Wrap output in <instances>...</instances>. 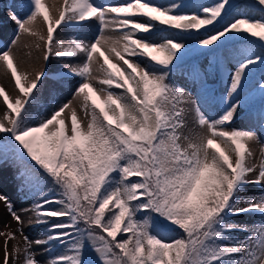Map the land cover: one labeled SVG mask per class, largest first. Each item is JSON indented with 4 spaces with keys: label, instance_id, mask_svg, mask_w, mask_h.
Here are the masks:
<instances>
[{
    "label": "snow or ice",
    "instance_id": "obj_1",
    "mask_svg": "<svg viewBox=\"0 0 264 264\" xmlns=\"http://www.w3.org/2000/svg\"><path fill=\"white\" fill-rule=\"evenodd\" d=\"M21 2L23 16L8 9L18 30L0 52L20 93L13 100L0 86L5 105L0 161L17 164L37 201L29 223L46 226L42 238L24 237L23 264H41L33 243L54 253L47 264H264V223L247 226L232 219L249 212L264 217V193L244 191L264 183V147L259 163H250L249 144L259 137L254 130L232 127L248 109L249 118L264 128V76L255 89L258 108L253 110L248 96L254 69L264 67V0ZM93 19L99 24L94 39H55L62 26L80 28ZM38 20L46 31L34 30ZM21 34L36 38L44 61L82 55L79 64L65 65V74L80 78L73 98L79 97L86 123L76 108L70 109V123L62 118L71 101L44 114L45 101L37 93L47 73L41 69L23 83L27 74L18 71L12 52ZM190 36L194 48L226 49L206 67L191 66L194 81L203 84L224 61L235 62L215 116L203 110L199 96L189 100L170 79L190 51ZM93 65L99 75H93ZM189 112L200 131H185ZM252 173L255 179H249ZM238 231L249 235H229ZM20 252H10L6 239L3 264Z\"/></svg>",
    "mask_w": 264,
    "mask_h": 264
},
{
    "label": "rangeland",
    "instance_id": "obj_2",
    "mask_svg": "<svg viewBox=\"0 0 264 264\" xmlns=\"http://www.w3.org/2000/svg\"><path fill=\"white\" fill-rule=\"evenodd\" d=\"M45 2L52 6H59L62 0H45ZM96 4H123L126 0H94ZM13 8L22 16L26 12V5L21 0H0V52L7 49L11 45V41L16 37L17 25L9 18L8 9ZM55 15V10H53ZM34 30L46 31V26L42 20H38L34 25ZM99 33V24L96 20L86 22L83 27L73 28L62 26L56 33L55 39L67 43L69 38H79L85 42L94 39ZM36 38L27 34H21L17 44L12 46V52L15 57V63L20 73H26L27 79L23 81L24 84L30 83L35 78L36 73L44 69L47 73L46 78L38 85L39 91L37 93L38 99L45 101L42 110L47 109L45 115H50L53 108L59 104L68 103L71 101L69 109L65 110L62 118H66L70 123V109L76 108L78 118L83 122H87L83 110L80 108L79 97L73 98V93L80 82L79 77L73 75H66L67 68L65 65L79 64L83 57L78 58H58L55 55L51 56L48 61L42 59V49L35 48ZM55 51V48H54ZM98 55V54H97ZM210 59L206 57L201 63L200 67H206ZM230 71L227 75L221 76L217 72L212 73L207 77V82L210 89L213 90L215 96L221 101V97L226 95L230 73L234 71V67L230 66ZM93 75H99L95 72V65H93ZM50 76L51 78H49ZM96 87H100L95 80L93 81ZM0 86L9 94L13 100L20 95L19 90L15 87L11 72L7 69L3 61H0ZM178 87L185 89L189 100H196L194 94L195 85H190L188 82L180 81ZM35 107V106H34ZM191 108V105H186ZM5 110L3 97L0 96V118ZM205 111V110H204ZM206 112V111H205ZM243 110H241L238 119L235 120L232 127L245 128L256 131L259 140L258 142H250L249 147L254 153V157L250 159V163H259L260 150L264 147V141L260 135V128L247 126L241 118ZM207 113V112H206ZM185 131L198 132L200 129L195 124L194 113L188 114V128ZM257 173L249 175V179H255ZM245 193L248 195H258L264 193V183L260 185L249 184L245 187ZM0 196L7 198V203L12 205L15 211L21 218L23 223H18L9 212L5 200L0 199V264H3V257L5 252V240L8 239V250L19 248L21 252L19 258L14 255L10 264H23V248L25 246L24 237L35 241L42 238L43 233L40 232L38 225L30 224V220L35 219V214L32 211L36 203L33 194L28 191L15 172L11 163L0 162ZM234 222L253 226L264 223V217H261L257 212H249L240 216L232 218ZM10 234H15V238H9ZM235 238L243 239L249 235L248 232L238 231L232 232ZM47 245L37 246L33 243L32 250L36 253L37 258L41 264H47V259L50 256L44 249Z\"/></svg>",
    "mask_w": 264,
    "mask_h": 264
},
{
    "label": "trees",
    "instance_id": "obj_3",
    "mask_svg": "<svg viewBox=\"0 0 264 264\" xmlns=\"http://www.w3.org/2000/svg\"><path fill=\"white\" fill-rule=\"evenodd\" d=\"M129 2V0H126ZM152 2H161V0H152ZM166 2V0H164ZM189 2H193V0H189ZM200 2L204 3H209L211 0H200ZM233 2H238V0H233ZM163 27V26H162ZM194 41V37H187L186 42L190 46V51L183 57V60L177 65V67L174 69V71L170 74V79L171 82L174 83L177 87L180 81H185L188 82L190 85H195L194 88V94L195 98L200 97L199 103L202 105L203 110L207 112L208 115L210 116H215L218 112V110L221 107L220 100L215 96L214 92L212 89H210V85L208 84L207 81H205L203 84L200 81H194L191 76L188 73V69L195 65L199 66L203 62V60L208 57L210 61L214 60L217 56L223 54L226 49H220L218 51L214 52H208L204 50V48H194L192 47ZM232 48V43H229L227 45V49L230 50ZM121 65L123 64L122 61L119 62ZM230 66L234 67L235 70V62H228L224 61L222 63V66L220 70L217 72L221 76H225L229 73L230 71ZM126 67V66H125ZM261 76H264V67L257 66L256 69H254L250 81H249V88H248V96L250 98V103L252 104L253 110L255 108L259 107V97L258 93L255 91L257 87V82L260 80ZM115 92H120L122 91L121 89H111ZM205 90H207V94L205 95ZM241 118L244 121V123L247 126L250 127H258L259 124L254 120L249 118V111L248 109H244ZM260 130V135L261 138L264 141V128L259 126ZM2 163H11L15 172L20 178V173L18 172L17 169V164L12 160V159H7L6 161H0ZM34 164V162H32ZM38 167V166H37ZM133 179H136L135 177ZM21 180V178H20ZM36 201V197L33 195ZM37 202V201H36ZM52 222H58L59 220H62L64 218H49ZM39 230L41 233H44L45 231V225H38ZM234 239H236L232 234L229 233ZM54 253H49V255H53ZM89 257L94 256V253H92L90 250L88 252Z\"/></svg>",
    "mask_w": 264,
    "mask_h": 264
}]
</instances>
